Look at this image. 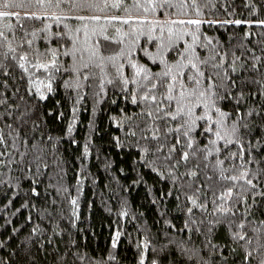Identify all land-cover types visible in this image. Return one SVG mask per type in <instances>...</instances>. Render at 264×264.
<instances>
[{"label":"snow or ice","instance_id":"6c2138e0","mask_svg":"<svg viewBox=\"0 0 264 264\" xmlns=\"http://www.w3.org/2000/svg\"><path fill=\"white\" fill-rule=\"evenodd\" d=\"M233 4L234 0H0V89L13 81L16 88L11 96L19 101L9 103L0 91V186L8 184L9 170L32 173L29 179L35 185L42 169L46 174L50 167L53 138L43 133L40 139L22 135L25 129L40 128L30 99L46 100L58 77H63L66 88L71 87L68 77L76 79L77 88L87 82L91 89L95 83L96 95L108 85L139 109L126 119L128 135L139 133L136 142L142 160L152 171L157 165L158 175L169 177L191 205L187 214L195 227L186 222L180 231L187 229L207 239L217 225H224L229 241L236 245L231 251L241 250V264H264V219L258 223L253 219V206L264 204V31H251L264 29V18H259L264 0H244L248 16L254 19L205 18L221 13L231 17ZM17 9L24 10L23 15ZM65 9L75 14L66 15ZM158 10L161 18L166 11L170 18L133 15ZM212 25L245 31L238 41L229 37L225 47L203 31ZM21 83L25 94L18 95ZM57 191L67 189L57 187ZM30 192L40 195L35 187ZM11 203L8 199L4 207ZM70 203L77 205V200ZM194 209L207 214L198 226ZM208 215L215 219L208 220ZM39 231V226L31 230L32 235ZM120 235L115 233L113 249ZM20 243L23 246L18 245L13 255L25 259L35 241L30 235ZM148 244L138 247L148 250ZM176 244L186 264H208L199 249ZM205 247L217 249L211 239ZM107 259L115 257L109 254ZM0 264H8L2 255ZM139 264H145L142 254ZM149 264L159 262L152 259Z\"/></svg>","mask_w":264,"mask_h":264},{"label":"trees","instance_id":"16d2710c","mask_svg":"<svg viewBox=\"0 0 264 264\" xmlns=\"http://www.w3.org/2000/svg\"><path fill=\"white\" fill-rule=\"evenodd\" d=\"M227 2L232 3L233 0ZM243 5L244 0H234L233 16L221 13L205 18H256L249 17ZM17 11L23 15L24 10ZM64 14L75 13L65 9ZM133 15L150 20L170 18L167 11L161 18L159 10ZM259 18H264V11L259 13ZM203 31L227 47L229 37L236 36L238 41L245 29L212 25L205 26ZM251 31L259 33L264 29L254 28ZM62 79L58 77L53 82L54 91L46 93V100H29L36 108L40 128L22 132V135L27 133L37 139H40L41 133L53 138L47 159L49 169L46 174L42 169L35 185L30 183L32 173L9 170L8 184L0 186V241L4 243L0 255L8 264H98L101 261L103 264H139L141 254L145 264L152 259L158 260L159 264H186L177 241L183 242L185 248L199 249L208 264H241V250L237 248L236 252L231 251L236 245L229 241L226 226L217 225L207 237L217 245L216 250L205 247L207 239L204 235L187 229L180 231L186 222L190 224L187 214L190 203L181 191L172 186L169 177L158 175L161 169L157 165H152L156 168V171H152L148 163L142 160L141 145L136 142L139 133L137 137L128 135L126 116L138 113L139 109L114 93L108 85H105L104 93L96 95L99 88L95 83L91 89L87 87V82H83L84 87L77 88L76 79L68 77L71 87L66 88ZM15 88L16 83L10 80L7 89H0L9 97V103H19L11 96ZM20 88L18 95L25 94L23 83ZM228 107L225 105L226 110ZM69 126L72 127L71 132L67 131ZM86 145L87 155H84ZM21 151H26V148L22 147ZM13 176L20 179H12ZM32 187L40 193L39 196L31 195ZM57 187L67 191L58 192ZM169 191L172 192L171 196L166 195ZM8 199L12 203L5 208ZM72 199L77 200V205L70 203ZM25 203L28 204L27 208L22 207ZM253 211V219L257 223L264 219V204L254 205ZM206 215L194 209L196 226ZM29 216L31 221L28 220ZM207 219L214 220L215 217L208 215ZM36 226L40 231L32 235L31 230ZM190 227L195 226L190 224ZM13 229L19 231L13 233ZM117 231L121 235L117 247L113 249L111 244ZM30 235L35 241L30 256L21 259L13 255L18 245L23 246L20 242ZM48 240L52 243L49 244ZM146 241L149 242L148 250L138 247ZM229 244L231 247L227 246ZM153 248L157 250L156 253L152 252ZM109 254L115 259L108 260ZM79 255H83L84 259L76 260L75 257Z\"/></svg>","mask_w":264,"mask_h":264}]
</instances>
